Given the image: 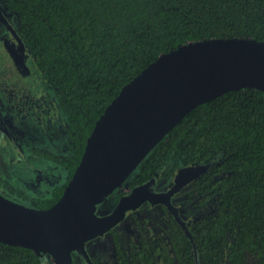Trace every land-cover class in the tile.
<instances>
[{
    "label": "trees",
    "instance_id": "16d2710c",
    "mask_svg": "<svg viewBox=\"0 0 264 264\" xmlns=\"http://www.w3.org/2000/svg\"><path fill=\"white\" fill-rule=\"evenodd\" d=\"M4 3L17 16L19 34L67 121V154L48 156L67 176L49 197H23L20 203L36 209L60 199L98 118L160 55L212 38L264 42V0ZM206 164V171L182 188L188 192L185 204L199 211L188 222L195 249L173 221L165 242L132 245L130 258L119 255L117 264H264L263 91L232 90L198 105L129 177L141 185L161 173L170 178L180 168ZM0 264L53 261L0 242Z\"/></svg>",
    "mask_w": 264,
    "mask_h": 264
},
{
    "label": "water",
    "instance_id": "95a60500",
    "mask_svg": "<svg viewBox=\"0 0 264 264\" xmlns=\"http://www.w3.org/2000/svg\"><path fill=\"white\" fill-rule=\"evenodd\" d=\"M245 88L264 92L263 41L212 38L160 55L121 89L98 118L78 166L53 206L36 209L0 193V242L48 255L54 264H73V251L94 264L86 241L103 235L127 210L149 200L166 205L195 249L188 224L169 196L190 184L209 164L180 168L167 193L152 190L153 177L123 196L112 212L98 215L97 206L192 109Z\"/></svg>",
    "mask_w": 264,
    "mask_h": 264
},
{
    "label": "flooded vegetation",
    "instance_id": "af4514ba",
    "mask_svg": "<svg viewBox=\"0 0 264 264\" xmlns=\"http://www.w3.org/2000/svg\"><path fill=\"white\" fill-rule=\"evenodd\" d=\"M35 66L19 34L17 16L6 7L4 0H0V91L4 93L7 83L15 90L16 100L26 107V115L20 119L14 115V119L12 108H7L0 96V164L19 173L23 149L29 150L30 156L46 162V165L54 164L49 155L65 156L68 149V132L62 127L59 107L48 86L44 89L34 75ZM176 172L170 178H166L165 173L156 175L152 190L167 193L174 185ZM137 186L128 176L122 188H116L97 206L96 213L105 215L112 212L119 200ZM186 189L170 195L169 201L178 207L182 218L189 224L192 218L187 216L194 209L193 203L185 204L189 201L188 192L184 193ZM7 192L0 190L8 198L19 201ZM173 221L178 224L164 203L152 204L145 200L136 209L127 210L123 219L103 235L87 240L85 249L94 264L95 261L98 264H117L119 255L130 258L132 245L144 244L145 241L155 245L165 242L167 232L173 230ZM71 256L72 263L88 264L77 252L73 251Z\"/></svg>",
    "mask_w": 264,
    "mask_h": 264
},
{
    "label": "rangeland",
    "instance_id": "374dc122",
    "mask_svg": "<svg viewBox=\"0 0 264 264\" xmlns=\"http://www.w3.org/2000/svg\"><path fill=\"white\" fill-rule=\"evenodd\" d=\"M33 70L34 75L40 82V85L45 89V79L36 66ZM14 92L15 90L12 89L10 85L5 83V91L4 93L0 91V96L3 98L4 104L7 106V108H12L13 118L16 119L14 117L15 115L18 119H20L26 115V107L24 104L16 100L17 97H15ZM58 109L59 115L61 116L62 127L67 132V121L60 108ZM21 151L23 159H20L22 161L20 164L21 169H19L20 173L16 170L12 171L11 167L7 165L3 166L0 164V190L8 191V194L21 202L24 201L23 197L26 195L29 197H49L53 188L65 180L67 173L57 167L55 164L46 165V162L30 156L29 150L27 151L26 149H23ZM8 161L11 162L10 159H8ZM44 169L48 172L47 174L45 173ZM55 171L59 173L55 174ZM52 172L54 173L53 175H51ZM198 213L199 211L190 212L187 217L192 218Z\"/></svg>",
    "mask_w": 264,
    "mask_h": 264
},
{
    "label": "built area",
    "instance_id": "2783aa9c",
    "mask_svg": "<svg viewBox=\"0 0 264 264\" xmlns=\"http://www.w3.org/2000/svg\"><path fill=\"white\" fill-rule=\"evenodd\" d=\"M118 188H122V185H121V186H119Z\"/></svg>",
    "mask_w": 264,
    "mask_h": 264
}]
</instances>
